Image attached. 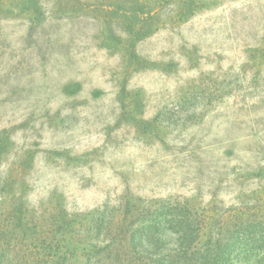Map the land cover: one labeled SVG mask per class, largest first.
<instances>
[{
    "label": "rangeland",
    "instance_id": "rangeland-1",
    "mask_svg": "<svg viewBox=\"0 0 264 264\" xmlns=\"http://www.w3.org/2000/svg\"><path fill=\"white\" fill-rule=\"evenodd\" d=\"M126 206L145 264L221 228L225 264H264V0H0V215L38 241L64 213L71 264H116L95 234Z\"/></svg>",
    "mask_w": 264,
    "mask_h": 264
},
{
    "label": "trees",
    "instance_id": "trees-1",
    "mask_svg": "<svg viewBox=\"0 0 264 264\" xmlns=\"http://www.w3.org/2000/svg\"><path fill=\"white\" fill-rule=\"evenodd\" d=\"M131 209L129 206H126L125 211H123V218H124V224L120 230H118L117 233H108L109 228H107V233L105 232V229L103 227L104 221L101 223V226L99 227L97 233L95 234V237L97 238L99 234H101V230L103 231V234L107 236L106 240H108L111 243H116L115 241L118 240V242H128V251L131 253L130 255L125 254H117L116 258L113 259V261L118 264H145V261L143 260V254H146L149 256L151 252L148 249H145L142 247L141 243L136 242L135 235L137 234L136 230L133 229L132 222L129 225L128 218L129 213L131 214ZM9 216V219H8ZM63 217H61V224L57 225L55 228L58 232H60L59 239L55 237V232L53 235V238L50 237H44L42 240H33L30 239L34 237L35 234V227L32 223H30V219H28L25 215V210L20 208H14L11 213H7L5 218L3 219V216L0 215V264H14L16 263V258L14 257V248H16L19 245H23V242L30 239V245L28 250L30 253H34V255L37 257L36 260L43 262V264H71L69 261L68 253L73 249H75V242H73V247H70V243L65 246H62L61 244H64V233H67L71 230V222L66 218L65 214H62ZM26 218V219H25ZM101 222V221H100ZM213 231V230H212ZM209 232V239L205 242L203 246L205 248L202 250L204 251V255L200 256L199 259L195 260L196 264H221L222 262L225 264L228 262L227 259H223L222 256V250L220 247L223 245L222 241H216L213 244V237L218 238L221 236H228L231 235L229 230L222 229L220 231H213V233ZM224 232V235H223ZM129 236V237H127ZM119 238L121 240H119ZM124 238V239H122ZM159 239V238H157ZM23 240V241H22ZM128 240V241H127ZM182 242L178 243V251L182 249L183 251L190 247L192 244H190L188 241H185L184 239H181ZM18 242V243H17ZM152 244V250L154 252H157V248L155 245L163 246V242H160V240L156 241H148V244ZM155 246V247H154ZM110 246H107V249H110ZM70 250V251H69ZM148 250V251H146ZM210 253H215L213 257H210ZM182 257L180 258V261H171L167 264H192L194 262L195 256H190L186 252L182 253ZM43 259V260H41ZM182 260V261H181ZM244 264H263V262L257 260V259H247L245 258L243 260Z\"/></svg>",
    "mask_w": 264,
    "mask_h": 264
}]
</instances>
